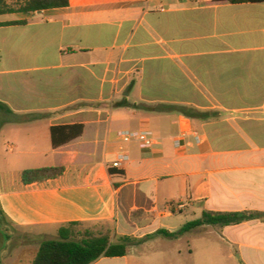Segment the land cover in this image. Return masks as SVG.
Listing matches in <instances>:
<instances>
[{"label": "crops", "instance_id": "crops-1", "mask_svg": "<svg viewBox=\"0 0 264 264\" xmlns=\"http://www.w3.org/2000/svg\"><path fill=\"white\" fill-rule=\"evenodd\" d=\"M14 14L0 22L21 46L0 68V113L2 124L23 115L32 128L8 145L25 166L0 179V203L25 245L79 222L110 225L114 243L134 239L126 256L93 264H264V218L158 234L206 212L264 214V0H70ZM124 97L213 118L116 107ZM73 124L83 135L53 148L51 128ZM121 130L151 131L154 148L122 143ZM185 132L201 142L190 135L178 148ZM122 147L130 160L116 170ZM46 167L65 172L22 182L23 171ZM15 241L14 231L0 264H24L29 251L11 254Z\"/></svg>", "mask_w": 264, "mask_h": 264}, {"label": "trees", "instance_id": "trees-1", "mask_svg": "<svg viewBox=\"0 0 264 264\" xmlns=\"http://www.w3.org/2000/svg\"><path fill=\"white\" fill-rule=\"evenodd\" d=\"M231 3L257 2L263 0H229ZM11 2V3H10ZM19 2V7H14L13 3ZM70 5V0H0V15L14 13H35L48 9L66 8ZM26 21H15L9 25H25ZM4 104L0 103V108ZM118 108H132L152 112L177 113L186 118L197 120H208L213 118V113L202 112L194 107L187 105H158L148 107L143 105L131 104L128 98L116 104ZM11 112V111H10ZM83 124L60 125L51 128V138L53 148L64 146L73 140L81 137L84 133ZM65 172L64 167H46L39 169H28L22 173V182L26 185L55 179ZM263 213H204L203 217L193 223L186 225L178 233L160 231L158 234L166 237H177L185 230H190L202 225L230 226L238 225L243 222L263 219ZM81 223H70L60 229L58 240H49L41 243L36 256L31 264H93L102 257H124L128 254L129 247L134 241L133 238L124 237L119 243L111 241L109 235H98L88 233L85 237L78 240L75 228ZM15 229L6 216L0 203V248H6L12 239Z\"/></svg>", "mask_w": 264, "mask_h": 264}, {"label": "rangeland", "instance_id": "rangeland-1", "mask_svg": "<svg viewBox=\"0 0 264 264\" xmlns=\"http://www.w3.org/2000/svg\"><path fill=\"white\" fill-rule=\"evenodd\" d=\"M11 3V2H10ZM14 7H19V2H15L13 4ZM22 15L20 14H6V15H0V22H6V21H12L16 20L18 18H21ZM21 47V46H20ZM20 47H16L15 45V37L13 36V33L11 30L7 29H0V68H11L13 66V62L10 61L7 58V55L9 52L11 54H16L21 51ZM10 50V51H9ZM3 57V58H1ZM21 64H28L31 61L29 60H17L16 63ZM176 97H179L180 99H185L186 95H174ZM179 99V100H180ZM129 101V100H128ZM130 101L132 102H139L137 95L135 93H132L130 96ZM129 101V103H131ZM133 104V103H132ZM25 116L23 115H17V116H11L9 121L2 124L3 118L0 113V179L6 180L8 177H10L12 174L17 172L20 168H22L23 164H18L17 161L20 158V154L18 153V150L14 153L9 152L8 145L14 144L12 137L15 133V130L21 131L22 135H25L26 131L28 129H31L32 127L26 123ZM46 121V120H45ZM44 121V122H45ZM44 122L41 123L38 128L43 129L46 127L44 125ZM47 150H49V146L45 147ZM47 160V159H46ZM49 162V161H46ZM77 231V237L76 239L80 240L88 233L92 232L98 235H109L112 239L113 230L112 227L109 225H101V224H84L80 225L77 228H75ZM23 230L15 229V237L16 241L13 243V245L10 248L11 254L15 252L16 255L19 253H22V251H29L26 254L24 264H28V262H31L34 259L35 252L37 251L38 247H40L41 243H31L29 245H25L23 236L24 234ZM29 234V233H27Z\"/></svg>", "mask_w": 264, "mask_h": 264}, {"label": "built area", "instance_id": "built-area-1", "mask_svg": "<svg viewBox=\"0 0 264 264\" xmlns=\"http://www.w3.org/2000/svg\"><path fill=\"white\" fill-rule=\"evenodd\" d=\"M192 135L196 143L201 142V136L198 133H183L179 140L176 141V146L181 147V141L188 136ZM118 139L122 143H129L131 141H138L141 143L143 148L152 149L155 145L154 135L151 131H130V130H121L117 133ZM130 160L129 155L124 151L123 147L121 148L120 153L117 156V159L112 163V168L116 170H121L124 165Z\"/></svg>", "mask_w": 264, "mask_h": 264}, {"label": "water", "instance_id": "water-1", "mask_svg": "<svg viewBox=\"0 0 264 264\" xmlns=\"http://www.w3.org/2000/svg\"><path fill=\"white\" fill-rule=\"evenodd\" d=\"M126 95H128V94H126Z\"/></svg>", "mask_w": 264, "mask_h": 264}]
</instances>
